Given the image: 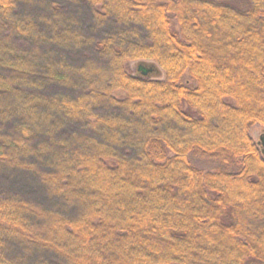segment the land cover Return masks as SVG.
Segmentation results:
<instances>
[{
    "label": "trees",
    "instance_id": "1",
    "mask_svg": "<svg viewBox=\"0 0 264 264\" xmlns=\"http://www.w3.org/2000/svg\"><path fill=\"white\" fill-rule=\"evenodd\" d=\"M255 126L264 0H0V264H264Z\"/></svg>",
    "mask_w": 264,
    "mask_h": 264
},
{
    "label": "rangeland",
    "instance_id": "2",
    "mask_svg": "<svg viewBox=\"0 0 264 264\" xmlns=\"http://www.w3.org/2000/svg\"><path fill=\"white\" fill-rule=\"evenodd\" d=\"M140 64L144 65L147 68L153 69V72L150 75H148L146 79L148 80H163L164 79V74L162 70L152 61L129 62L125 65L126 72L133 77H141L140 73L137 72V67ZM262 134H264V129H262L261 127L255 126V127H252L250 130V136L252 140L254 141V143L258 142L259 137ZM191 161L197 168H200L203 170H209L211 168L210 165L207 163H201V162H197L194 160H191Z\"/></svg>",
    "mask_w": 264,
    "mask_h": 264
},
{
    "label": "water",
    "instance_id": "3",
    "mask_svg": "<svg viewBox=\"0 0 264 264\" xmlns=\"http://www.w3.org/2000/svg\"><path fill=\"white\" fill-rule=\"evenodd\" d=\"M138 73H140L141 77H147L149 74L153 72L152 68H147L144 65L140 64L137 67ZM257 146L260 148L261 153L264 155V134L259 137L257 142Z\"/></svg>",
    "mask_w": 264,
    "mask_h": 264
},
{
    "label": "flooded vegetation",
    "instance_id": "4",
    "mask_svg": "<svg viewBox=\"0 0 264 264\" xmlns=\"http://www.w3.org/2000/svg\"><path fill=\"white\" fill-rule=\"evenodd\" d=\"M138 72V71H137ZM150 75V74H149Z\"/></svg>",
    "mask_w": 264,
    "mask_h": 264
}]
</instances>
